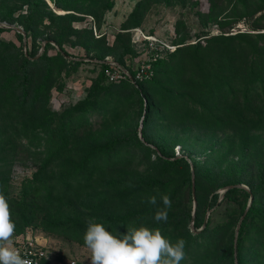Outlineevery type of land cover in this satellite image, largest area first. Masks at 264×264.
<instances>
[{"label": "trees", "instance_id": "16d2710c", "mask_svg": "<svg viewBox=\"0 0 264 264\" xmlns=\"http://www.w3.org/2000/svg\"><path fill=\"white\" fill-rule=\"evenodd\" d=\"M49 1L0 0V22L20 27L28 42L22 51L0 39V193L15 234L38 227L85 245L89 219L113 234L143 225L159 228L173 243L186 241L181 264H234V256L236 264H264V0H207V11L196 14L216 32L183 42L177 21L171 40L177 47L151 61V75L141 72L140 79L134 77L139 64L123 62L125 54L136 55L127 29L138 27L150 3L184 0H138L122 24L124 35L115 34L111 46L103 34L93 36L90 23L71 24L74 12L89 13L98 30L111 0ZM239 21L245 29L231 32ZM39 40L43 49L36 54ZM50 42L57 50L49 55ZM66 43L92 51L99 70L81 100L53 110L51 87L82 64L68 56ZM106 55L129 77L108 81ZM135 97L146 106L140 128L120 130ZM94 113L100 128L90 121ZM157 121L177 131L169 137L153 126ZM193 136L205 140L196 148ZM176 143L181 152L173 151ZM197 149L201 159L190 155ZM21 152L34 157L35 169L13 194L6 187L8 168ZM227 185L233 186L219 199L216 190ZM162 194L171 207L167 221L158 223ZM153 195L156 205L148 203ZM221 201L227 206L215 218Z\"/></svg>", "mask_w": 264, "mask_h": 264}, {"label": "rangeland", "instance_id": "374dc122", "mask_svg": "<svg viewBox=\"0 0 264 264\" xmlns=\"http://www.w3.org/2000/svg\"><path fill=\"white\" fill-rule=\"evenodd\" d=\"M112 6L105 10L99 23L98 30H92L94 37H98L103 34L105 45L111 46L115 39V34H123L125 29L128 27L122 26L125 23L128 13L132 10L134 4L138 0H111ZM48 4L51 3L49 0H46ZM208 7L207 0H184V4L176 3L172 4L170 2H152L146 7L142 17L140 18L138 28L141 29L143 33L152 34L156 37L164 39L168 42H171L173 37L177 36V33L174 31V26L178 21V25L182 33L184 34L183 42H194L197 36H202L208 30L212 33L216 32V27L214 25H202L198 19L197 12H206ZM56 13H62V10L54 9ZM21 13H25V6L20 9ZM77 16L76 19L72 21V26L76 29H81L86 26L89 22L84 16L90 15L89 13H78L74 12ZM93 17V16H92ZM0 25H4L6 28L0 31V39L4 41H11L16 46L21 45L22 51L28 46L26 43H22L18 40L15 35L16 25L10 24L14 27L9 26L5 22H0ZM91 27L93 24H91ZM125 28V29H124ZM245 23L239 21L234 28L231 29V32L237 30H244ZM129 29H127L128 31ZM132 34V32H131ZM44 36V35H43ZM22 37V36H21ZM44 41L39 40L36 44V54H39L43 49ZM64 50L68 56L76 58L82 61V64L79 65L77 70L71 71L68 75H63L61 77V85H54L49 91L48 104L51 109L59 110L63 106L68 104H73L81 100L91 84V80L97 74L99 67L95 65V58H93V52L90 51L85 53L79 45H70L68 43L64 44ZM135 56L125 54L123 56V62L128 64L131 68L136 67L142 61V56L138 50L134 47ZM56 46L50 42V46L47 48V54H54L56 52ZM92 57V58H91ZM95 59V60H94ZM103 60L109 64H115L113 56L106 55L103 57ZM144 101V100H142ZM146 104V103H145ZM140 103L137 102L135 97L133 104L126 111L122 119L118 123V128L120 130L130 129L134 127V124L140 123L142 118V113L144 111ZM90 121L94 128H100L99 123L100 117L98 114H92L90 116ZM161 122L154 123L153 126H159L160 130L163 129V132L169 134V137L173 132L177 131V128H172L169 126L164 127L160 126ZM162 124V123H161ZM137 125V127H138ZM203 141L205 137H200ZM200 138L198 136H193L190 140L191 144L195 145L197 148L199 145ZM175 153L181 152L179 144H175L173 147ZM194 158L201 159L203 154L197 150L190 153ZM36 160L34 157L26 155L25 152L19 153L10 167L8 168L6 187L8 192L17 193L21 184L31 177L32 172L35 169ZM244 186V185H243ZM245 187V186H244ZM221 190L217 189L219 198L221 196ZM217 206V205H216ZM224 206H227L224 202H220L218 207L214 208L213 211L216 213L213 217L218 218L223 212ZM229 206V205H228ZM211 209H209V212ZM208 212V213H209ZM32 230V234L39 238L41 243L44 244L46 256L48 258L47 264H90V250L82 244L77 243L74 240L67 239L63 236L46 233L40 230L38 227H28ZM26 228V229H28Z\"/></svg>", "mask_w": 264, "mask_h": 264}, {"label": "clouds", "instance_id": "9594fccd", "mask_svg": "<svg viewBox=\"0 0 264 264\" xmlns=\"http://www.w3.org/2000/svg\"><path fill=\"white\" fill-rule=\"evenodd\" d=\"M161 201L164 207L154 215L158 223L167 221V209L171 207L167 194L161 195ZM148 203L156 205V196L148 197ZM15 231L9 203L0 193V264H31L13 246ZM83 241L91 253L90 264H181L186 258L183 238L173 243L162 235L159 228L150 229L143 225L128 227L123 234H113L102 223L89 219Z\"/></svg>", "mask_w": 264, "mask_h": 264}, {"label": "built area", "instance_id": "2783aa9c", "mask_svg": "<svg viewBox=\"0 0 264 264\" xmlns=\"http://www.w3.org/2000/svg\"><path fill=\"white\" fill-rule=\"evenodd\" d=\"M84 17L92 24L91 16L86 15ZM92 30L94 31L93 25ZM129 31L132 32L130 42L142 56L139 69L134 74L137 79L141 78V72L144 73V76L151 75L150 62L172 52L177 47V44L173 42H168L152 34L143 33L138 27L130 28ZM110 66L109 69L104 70V75L108 81H118L124 77H129L125 69L111 63ZM13 246L18 248L23 258L30 260L31 264H43V261L48 260L44 244L32 234L30 228L14 234Z\"/></svg>", "mask_w": 264, "mask_h": 264}, {"label": "water", "instance_id": "95a60500", "mask_svg": "<svg viewBox=\"0 0 264 264\" xmlns=\"http://www.w3.org/2000/svg\"><path fill=\"white\" fill-rule=\"evenodd\" d=\"M9 26L14 27V26H12V25H9ZM14 28L16 29L17 32H19V33L22 35V43L25 44V37H24V33H23L22 29H21L20 27H14ZM139 128H140V123H139V125H138V129H139ZM139 137H140V135H139ZM140 138H141V137H140ZM191 182H193V176H192V174H191ZM232 186H233V185H227V186H225V187L221 190V196H222L223 192H224L226 189H229V188L232 187ZM234 186L242 187V185H240V184H235ZM191 189H192V188H191ZM191 191H193V189H192ZM221 196H220V198H221ZM192 198H193V195H192ZM220 198H219V199H220ZM194 205H195V201H194V198H193V201H192V208H194ZM247 205H248V204H247ZM247 205H246V207H247ZM245 209H246V208H245ZM208 212H209V210H208V211L205 213V215H204V220H203V223H202L201 227L204 225V221H205V219H206V216H207ZM192 213H193V212H192ZM244 213H245V210L243 211V213L241 214V216L239 217V219H238V221H237V223H236V225H235L234 235H233V247L235 246V239H236L237 230H238V227H239V225H240V222H241V220H242V218H243ZM233 262H234V264H236L235 256H234Z\"/></svg>", "mask_w": 264, "mask_h": 264}]
</instances>
